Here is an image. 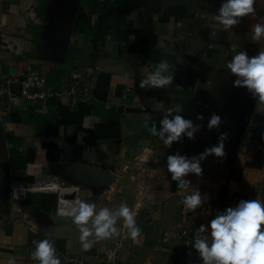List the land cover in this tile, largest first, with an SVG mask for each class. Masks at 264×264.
<instances>
[{
	"label": "crops",
	"instance_id": "crops-1",
	"mask_svg": "<svg viewBox=\"0 0 264 264\" xmlns=\"http://www.w3.org/2000/svg\"><path fill=\"white\" fill-rule=\"evenodd\" d=\"M179 2L185 8L182 17L164 23L153 18L155 45L127 53L123 49L133 43L132 36L119 41L110 28L95 50L93 37L80 26L94 25L104 8L113 14L129 0H0V83L30 68L45 77L49 88L63 92L76 73L79 85L92 94L74 109L62 95L37 105L16 98L0 111V264H38L31 255L33 242L44 239L54 244L60 264L107 259L114 264H169L177 242L165 243L166 235L196 232L240 200L264 202V166H246L263 148L253 142L255 124L248 123L256 99L250 104L247 90L233 87L236 77L226 68L236 52L252 57L264 51V37L253 40L251 33L254 24L264 23V0L228 31L212 19L222 0ZM80 13L81 23L71 32ZM187 56L210 69L205 82L188 89L173 79L166 88L140 87L161 60L170 65L172 77L197 69ZM4 104L0 101V107ZM177 104L178 114L199 129L193 138L182 135L169 147L151 128L154 124L159 131L160 121ZM213 113L221 116L222 124L209 130ZM225 131L230 132L225 156L209 155L201 161L202 175L189 174L185 179L190 186L178 190L167 170V156L198 157ZM44 176L61 187H76L81 201L95 204L97 212L127 205L138 236L133 240L119 218L115 236L85 251L73 219L56 214L55 192L27 193L25 201H11V179L29 184ZM197 188L204 202L189 210L181 200Z\"/></svg>",
	"mask_w": 264,
	"mask_h": 264
},
{
	"label": "clouds",
	"instance_id": "clouds-1",
	"mask_svg": "<svg viewBox=\"0 0 264 264\" xmlns=\"http://www.w3.org/2000/svg\"><path fill=\"white\" fill-rule=\"evenodd\" d=\"M254 3L255 0H222L218 12L212 16L214 25L224 31L232 29L240 22V18L254 13ZM251 33L253 40L264 37V23L254 24ZM226 68L236 77L233 87L246 89L254 100L259 99L264 103V51H259L252 57L246 51L236 52L227 62ZM169 71L168 62L161 60L154 71H148L146 78L141 80L140 87L166 88L173 79ZM155 106L161 108L162 104L157 103ZM173 112L177 114L172 115ZM180 112L181 106L177 104L168 109L160 121L159 131L154 124L151 128L152 134L158 135L169 147L173 142L180 141L182 135L193 138L199 129V125L194 126L191 120L178 114ZM197 119L202 120L203 116H197ZM221 124V116L213 113L207 127L209 130L218 129ZM229 136L230 132H221L218 143L206 148L198 157L189 158L180 154L167 156V170L171 174V180L177 182L178 190L190 186L191 182L185 179L189 174L197 177L202 175L201 161L209 155L217 158L225 156V142ZM204 199L197 188L185 195L181 203L187 209L194 210ZM67 214L72 216L73 223L79 228V239L85 251L96 241L115 236V225L119 218H123L133 240L140 231L136 226L134 213L125 204L116 210L104 207L97 212L95 204L81 201ZM206 232L208 234L204 235ZM192 240V247L198 252L202 264H264V202L258 199L240 200L234 208L229 207L225 212L216 215L207 226L201 225ZM33 243L35 250L31 255L34 261L38 264H60L52 242L44 239Z\"/></svg>",
	"mask_w": 264,
	"mask_h": 264
},
{
	"label": "trees",
	"instance_id": "trees-1",
	"mask_svg": "<svg viewBox=\"0 0 264 264\" xmlns=\"http://www.w3.org/2000/svg\"><path fill=\"white\" fill-rule=\"evenodd\" d=\"M184 12L185 8L179 0H129L126 7L115 10L113 14L104 8L97 23L89 27L80 26V30L93 37L95 50L98 45H102L104 35L107 34L108 30L113 28L119 41H127L129 36L134 38L133 43L128 44L123 49L124 52L142 53L145 47L157 43V36L153 28L154 17H157L158 22L164 23L171 17L175 19L182 17ZM82 18L81 13L75 17L71 25V32L78 29V24L81 23ZM186 58L195 64L197 69L187 68L183 73H175L173 82L188 89L192 88L196 82H205L210 69L196 57L187 56ZM248 123L255 124L253 142L262 145L263 148L253 156L251 161L246 163V166L258 169L264 166V103L259 99H256V107L249 117ZM175 259L178 262L176 256Z\"/></svg>",
	"mask_w": 264,
	"mask_h": 264
},
{
	"label": "built area",
	"instance_id": "built-area-1",
	"mask_svg": "<svg viewBox=\"0 0 264 264\" xmlns=\"http://www.w3.org/2000/svg\"><path fill=\"white\" fill-rule=\"evenodd\" d=\"M259 0H255L253 5L256 8ZM80 75L72 73L69 76V82L67 88L63 91H56L48 87L45 77L38 71L28 68L24 73H21L14 77H8L1 80L0 83V101H5V106L0 107V111L3 109H9L13 105V101L16 98L24 99L31 104L47 103L52 99H57L64 95L70 100L69 107L74 109L75 106L82 100H88L92 97L90 90L79 85ZM18 89L19 92L15 93L13 90ZM129 91L126 89L122 93V100H126V95ZM124 102L121 107H123ZM47 193L55 192L57 194L56 214L72 218L67 213L71 212L73 207L78 206L81 202L78 189L76 187H61L54 183L48 177H42L39 180H35L29 184L11 179L9 185V195L11 201L23 202L27 193ZM73 219V218H72ZM196 232H190L186 230H179L172 236H165L163 241L165 243L170 242L171 239L176 240V246L174 248V256L177 257V264H202V260L199 257L198 252L192 247V238ZM75 264H114L110 260L105 262H82L80 260H73Z\"/></svg>",
	"mask_w": 264,
	"mask_h": 264
},
{
	"label": "water",
	"instance_id": "water-1",
	"mask_svg": "<svg viewBox=\"0 0 264 264\" xmlns=\"http://www.w3.org/2000/svg\"><path fill=\"white\" fill-rule=\"evenodd\" d=\"M15 93H18L19 90L18 89H14L13 90ZM254 102V99L252 97H250V104Z\"/></svg>",
	"mask_w": 264,
	"mask_h": 264
},
{
	"label": "rangeland",
	"instance_id": "rangeland-1",
	"mask_svg": "<svg viewBox=\"0 0 264 264\" xmlns=\"http://www.w3.org/2000/svg\"><path fill=\"white\" fill-rule=\"evenodd\" d=\"M174 257V256H173ZM175 258V257H174ZM172 258V261L170 260L169 264H174V261H176V259Z\"/></svg>",
	"mask_w": 264,
	"mask_h": 264
}]
</instances>
